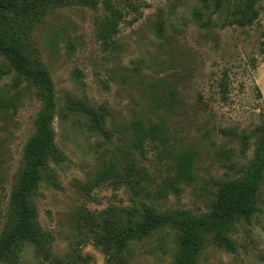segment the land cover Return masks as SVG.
<instances>
[{"label": "rangeland", "instance_id": "rangeland-1", "mask_svg": "<svg viewBox=\"0 0 264 264\" xmlns=\"http://www.w3.org/2000/svg\"><path fill=\"white\" fill-rule=\"evenodd\" d=\"M104 1L54 3L27 28L15 27L13 36L52 81L56 157L31 193L48 239L43 253L26 243L16 261L2 264H176L170 227L130 242L112 263L92 237L131 215L138 219L143 204L162 213L204 214L219 186L240 178L253 159L264 121V1L255 4L251 24L238 26L232 14L241 4L231 1L107 0L122 17L117 34L103 39ZM40 100L0 56V211ZM75 102L102 114L104 131L93 129ZM139 119L161 126L164 137L135 148L131 124ZM184 150L195 153V180L159 195L166 167ZM124 165L146 178L92 184L104 168ZM256 203L251 218L229 232L234 250L211 242L197 264H264V177Z\"/></svg>", "mask_w": 264, "mask_h": 264}, {"label": "trees", "instance_id": "trees-1", "mask_svg": "<svg viewBox=\"0 0 264 264\" xmlns=\"http://www.w3.org/2000/svg\"><path fill=\"white\" fill-rule=\"evenodd\" d=\"M225 1L241 4L232 14V24L246 26L258 16L255 4L264 0H215V3L221 6ZM94 2L95 0H0V56L6 59L18 76L35 87L42 102L34 118V131L22 146L20 166L11 186L6 208L0 211V264L16 261L22 245L26 243L43 253L48 239L36 220L31 193L41 181L47 163L56 157L54 131L51 127L55 107L52 81L45 68L13 36L15 27L27 28L30 26L29 21L37 20L48 5L54 3L91 5ZM104 5L107 13L100 20L99 28L103 39H109L117 34V25L122 15L109 1L105 0ZM218 86L224 98L227 92L224 79L218 82ZM73 105L87 118L93 129L104 131L102 114L80 102ZM259 130L260 137L256 142L252 161L240 178L219 186L207 212L199 216L162 213L143 204L138 219L131 215L120 226L103 228V235L92 237L93 244L112 263L124 253L130 242L141 240L155 230L170 227L177 234L176 264H197L199 255L211 242L232 252L234 242L229 232L239 220L247 221L257 211L256 194L264 177V121ZM131 133L133 146L139 149L147 140L164 137L161 126L154 123L146 126L140 119L132 122ZM194 160L195 153L192 150L178 153L161 177L158 194L165 196L170 192L176 193L183 185L191 184L195 180ZM146 174L137 172L132 165H124L120 169L110 166L101 170L92 184L97 185L110 178L115 183L127 184L133 177H137L135 182L144 180Z\"/></svg>", "mask_w": 264, "mask_h": 264}]
</instances>
